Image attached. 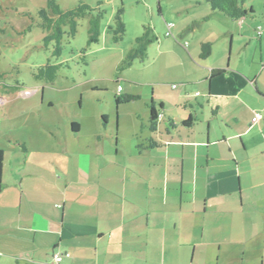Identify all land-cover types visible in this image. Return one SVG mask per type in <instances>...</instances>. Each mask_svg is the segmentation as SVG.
Here are the masks:
<instances>
[{
  "label": "crops",
  "instance_id": "obj_1",
  "mask_svg": "<svg viewBox=\"0 0 264 264\" xmlns=\"http://www.w3.org/2000/svg\"><path fill=\"white\" fill-rule=\"evenodd\" d=\"M200 1L177 15L186 12L193 24L203 20L206 13L190 10L202 8ZM174 28L164 37H172L169 51L188 73L180 76V86H171L179 90L174 103L152 99L155 107L162 105L157 132L151 133L147 123L140 131L134 128L129 141L118 139L116 132L104 139L94 131L95 137L75 151L66 146L58 148L61 156L54 151L56 163L41 152L36 153L42 159L35 160L24 143H16L23 154L17 160L0 149V264H54L57 253L63 256L59 264L246 262L247 246L264 235V90L259 77L251 80L232 70L223 82L209 80L211 71L220 68L199 58L205 40L184 50L178 38L193 31L177 27L173 35ZM205 80L207 92L201 85ZM250 85L258 88L257 96ZM190 86L203 91L191 92ZM29 92L27 97L38 90ZM205 95L210 100L201 101ZM197 106L225 126L221 141L203 139L195 127L190 135L179 126ZM257 115L261 119L252 124ZM103 128L107 132V123ZM70 131L78 135L81 127ZM149 139L158 146L148 148ZM6 166L13 168L7 182ZM247 221L253 230L247 231Z\"/></svg>",
  "mask_w": 264,
  "mask_h": 264
},
{
  "label": "rangeland",
  "instance_id": "obj_2",
  "mask_svg": "<svg viewBox=\"0 0 264 264\" xmlns=\"http://www.w3.org/2000/svg\"><path fill=\"white\" fill-rule=\"evenodd\" d=\"M192 1L197 0H56L63 11L82 3L93 9L99 7L103 18L97 44L88 45V19L85 18L78 21L73 39L64 37L61 56L52 59L53 46L44 47L42 39L46 33L39 27L37 15L45 6V0H0V73L3 74L0 83V149L6 151L7 157L17 160L23 154L16 143H24L28 151L34 153L35 160L42 159L36 153L41 152L43 158L56 163L54 151L58 152V148L61 151L65 146L66 151L67 147L75 151L95 137L94 131H101L104 139L116 132L118 139L130 141L134 128L140 131L142 125L147 126L150 100L155 98L163 99L166 104L174 103V95L179 90H173L171 86H180V76L188 73L179 68V58L169 51L168 41L173 42V39L164 37L165 23L175 26L173 35H176L177 27L193 31L182 39L178 38L184 50L189 51L199 40L211 43V56L203 63L214 64L225 71L224 75L215 78L216 82H223L226 73L232 70L246 74L251 80L259 77L258 87L264 90V0H247L246 6L252 8L254 16L237 22L212 12L201 0L202 8L193 5L190 10L207 16L203 20L198 18L194 24L186 12L176 13L179 9L185 10ZM159 8L162 13L158 12ZM119 9L124 11L125 33L118 43H114L108 27L114 26V15ZM143 26L154 29L158 42L148 47L143 62L135 60L130 67L121 69L127 54L135 46V39L142 35ZM257 30H262L260 39ZM48 60L60 66L55 81L35 80L34 74ZM3 85L9 88V93L5 92ZM201 85L207 92L208 81ZM11 87L17 89L13 91ZM191 88V92L203 91L201 87ZM250 88L257 96L258 88L252 85ZM35 89L38 92L33 96L24 94ZM126 95L139 99L116 106L115 99ZM205 97L200 100H210ZM218 102L227 107L225 100ZM203 106H206L205 101ZM195 111V134L205 140L207 137L211 141H221L225 126L220 119L212 118L208 109L202 111L199 106ZM103 117L107 132L103 128ZM72 123L81 127L80 134H71ZM219 147L226 148L224 144ZM58 155L61 156L60 152ZM9 167H5V182L12 176L13 168ZM247 224V231L253 230L248 221ZM260 227L256 229L260 230ZM246 249L244 264H264L263 234L253 238Z\"/></svg>",
  "mask_w": 264,
  "mask_h": 264
},
{
  "label": "trees",
  "instance_id": "obj_3",
  "mask_svg": "<svg viewBox=\"0 0 264 264\" xmlns=\"http://www.w3.org/2000/svg\"><path fill=\"white\" fill-rule=\"evenodd\" d=\"M206 3L212 12H218L223 14L225 17L230 19L233 22L243 20L247 17H253L254 11L251 7L246 6L247 0H202ZM159 12V10H158ZM160 13V12H159ZM123 9H119L114 15V26L108 27L109 33L112 35V40L114 43H118L122 36L125 33V25L123 22ZM39 27L46 33L43 37L44 47L52 45L51 58L57 59L62 54V41L64 37L73 39L77 34L78 21L87 18L88 19V45L97 44L100 37V23L103 18V12L99 7L90 8L86 4H80L71 10L63 11L58 6L56 0H45V6L41 8L38 13ZM257 38L260 39L262 32L257 30ZM158 37L154 34V29L150 26H143V33L140 37L135 39V46L129 51L121 69L124 67H130L135 60L143 62L146 58V53L148 47L156 43ZM212 45L210 42H203L200 45V54L199 58L201 60H206L211 56ZM60 68L59 65H56L51 60H48L45 66L40 67L37 70V73L34 74V79L37 81H44L47 83H53L56 79L57 71ZM224 73V70L216 69L212 70L210 73L209 80H212ZM3 80V74L0 73V83ZM6 93L8 89L3 85ZM175 88V87H174ZM15 91L16 87H11ZM10 89V90H11ZM257 94L259 92L256 90ZM138 96L126 95L120 98L115 99L116 106L120 104H127L132 101L138 100ZM149 121H148V130L151 133L157 132L160 122L163 119L162 114V105L155 107V103L150 100L149 106ZM217 111L216 108L213 109V113ZM257 122L261 119L260 115ZM167 123L169 128H175L173 120L166 118L163 120ZM196 119L194 116H189L185 121L181 122L179 126L183 129H186L189 134L193 133V127H195ZM256 123V122H255ZM103 124H106V119L103 117ZM252 124H254L252 122ZM76 124L72 123L71 128L74 130ZM168 132V131H167ZM148 148L157 147L158 144L153 140L149 139L147 141ZM1 167H2V153L0 152V176H1Z\"/></svg>",
  "mask_w": 264,
  "mask_h": 264
},
{
  "label": "built area",
  "instance_id": "obj_4",
  "mask_svg": "<svg viewBox=\"0 0 264 264\" xmlns=\"http://www.w3.org/2000/svg\"><path fill=\"white\" fill-rule=\"evenodd\" d=\"M167 26V33L165 34V36L166 37H169V36H171V33H170V30H171V28H172V24H167L166 25ZM173 88H174V86H173ZM118 92H120V88H118ZM25 95H29L30 94V92L28 91V92H25L24 93ZM259 119V116H255L253 119H252V122L253 123H255V122H257V120ZM62 255L61 254H54L53 255V263L54 264H59L61 261H62ZM64 257H69V255H67V254H64Z\"/></svg>",
  "mask_w": 264,
  "mask_h": 264
}]
</instances>
